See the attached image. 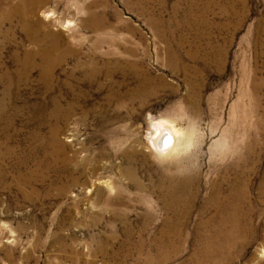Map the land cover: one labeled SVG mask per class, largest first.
I'll list each match as a JSON object with an SVG mask.
<instances>
[{"label":"rangeland","instance_id":"rangeland-1","mask_svg":"<svg viewBox=\"0 0 264 264\" xmlns=\"http://www.w3.org/2000/svg\"><path fill=\"white\" fill-rule=\"evenodd\" d=\"M22 1L0 0V264H264V0Z\"/></svg>","mask_w":264,"mask_h":264},{"label":"bare ground","instance_id":"bare-ground-1","mask_svg":"<svg viewBox=\"0 0 264 264\" xmlns=\"http://www.w3.org/2000/svg\"><path fill=\"white\" fill-rule=\"evenodd\" d=\"M31 1H33V0H31ZM35 1V0H34ZM35 4V3H34ZM29 5H31V3H29V1L27 2V1H22L21 2V4L18 6V7H15V9L13 10V11H11L10 12V14H8L9 16L10 15H13V14H16V13H21L22 15H23V17L25 18V19H27L28 17H29V15H30V13H31V15H34L35 17H36V15L38 14V10L36 9V10H34V12H33V10H31V7L29 8ZM33 5V4H32ZM36 5V4H35ZM37 8V7H36ZM30 15V16H31ZM8 16V17H9ZM33 17V16H32ZM24 21V20H23ZM157 125V124H156ZM166 126V127H165ZM157 130H158V134H156L155 136H156V138L158 139H160L159 141H158V143H159V145H158V149L159 150H166V149H171L170 150V152L168 153V154H173V153H175L176 151H177V146H179L177 143L179 142V140H180V137H181V133L179 132V130H177L176 128H175V126L174 125H170L168 122H165V121H161L158 125H157V128H156ZM169 134H171L172 136H173V138H174V143L173 144H171V135H169ZM156 139V140H157ZM156 140H154V141H156ZM180 143V142H179ZM165 144H166V146H165ZM164 151H163V153H164ZM167 151V150H166ZM162 152V151H161ZM160 153V152H159ZM168 154H164L165 156H167ZM174 155V154H173ZM236 187V186H235ZM214 190V189H213ZM217 190H219V189H217ZM237 190V189H236ZM236 190L234 189L233 191H231L230 192V194L228 195V198H227V200H226V202H225V204H226V208L228 209V211H229V209H230V213H229V215H231V216H227V218H231V219H233V218H236L239 214L237 213L239 210H238V207L240 206V204H242L243 202H244V200L246 199V197H245V189H244V187H241V186H239V188H238V190H240L239 192H236ZM217 192V191H216ZM249 193V192H248ZM224 194V193H223ZM220 199V198H219ZM176 201V200H175ZM249 201V200H248ZM247 201V202H248ZM223 202V201H222ZM246 203V202H245ZM223 208V207H222ZM250 209V208H249ZM215 210V209H214ZM241 211V210H240ZM218 212V211H217ZM216 213V212H215ZM223 214V213H222ZM224 215V214H223ZM246 217V216H245ZM220 218H221V216H220ZM241 219V218H240ZM229 220V219H228ZM218 221H219V219H218ZM221 222H223V221H221ZM231 222V221H230ZM227 225V224H226ZM226 225H224V226H226ZM218 226V225H217ZM239 226V225H238ZM218 228H219V226H218ZM215 229V228H214ZM229 229V228H228ZM215 231V230H214ZM223 231V229H217V231L216 232H222ZM225 231V230H224ZM234 231H235V229H234ZM241 231V230H240ZM227 232V231H226ZM229 233V232H228ZM216 234V233H215ZM223 234V233H222ZM238 234V233H237ZM230 235V234H229ZM234 235V234H233ZM232 235V236H233ZM229 239V238H228ZM227 239V240H228ZM217 244H219V243H217ZM226 245V244H225Z\"/></svg>","mask_w":264,"mask_h":264},{"label":"snow or ice","instance_id":"snow-or-ice-1","mask_svg":"<svg viewBox=\"0 0 264 264\" xmlns=\"http://www.w3.org/2000/svg\"><path fill=\"white\" fill-rule=\"evenodd\" d=\"M165 146H166V144H165Z\"/></svg>","mask_w":264,"mask_h":264}]
</instances>
